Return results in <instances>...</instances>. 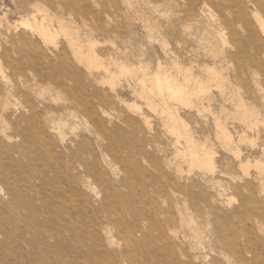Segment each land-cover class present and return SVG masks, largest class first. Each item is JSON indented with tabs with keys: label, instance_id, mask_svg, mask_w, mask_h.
Here are the masks:
<instances>
[{
	"label": "rangeland",
	"instance_id": "rangeland-1",
	"mask_svg": "<svg viewBox=\"0 0 264 264\" xmlns=\"http://www.w3.org/2000/svg\"><path fill=\"white\" fill-rule=\"evenodd\" d=\"M260 22L264 0H0V264H264Z\"/></svg>",
	"mask_w": 264,
	"mask_h": 264
},
{
	"label": "bare ground",
	"instance_id": "bare-ground-1",
	"mask_svg": "<svg viewBox=\"0 0 264 264\" xmlns=\"http://www.w3.org/2000/svg\"><path fill=\"white\" fill-rule=\"evenodd\" d=\"M259 2V1H258ZM259 5V4H258ZM256 8V7H255ZM259 9V8H258ZM256 10V9H255ZM44 16V15H43ZM39 23V21H38ZM260 24V27H261V32L263 33L264 35V25L263 23H259ZM34 25V24H33ZM28 26V25H27ZM48 26V25H47ZM34 29V28H33ZM38 30V29H37ZM43 35L46 39H50V36L48 35L47 32L43 31ZM67 37V36H66ZM93 63H94V59L93 58H89ZM20 64V63H19ZM121 72H124L123 70ZM146 77V76H145ZM144 78V77H143ZM156 79L154 80V89L155 91H157L158 93H167L171 98L173 99H182V96H183V88L182 87H173L169 81L164 78V77H155ZM144 80V79H143ZM145 81V80H144ZM146 82V81H145ZM220 82V81H219ZM141 83V82H140ZM139 83V85H140ZM18 84V83H17ZM176 85V84H175ZM192 85V84H191ZM222 86V85H221ZM204 90V89H203ZM150 96V95H149ZM184 97V96H183ZM153 104V103H152ZM240 105V104H239ZM239 111V109H238ZM242 111V110H241ZM248 111V110H246ZM245 111V112H246ZM171 113V112H169ZM250 113V112H248ZM244 114V112H243ZM171 117H172V114H170ZM242 115V114H241ZM243 120V119H242ZM246 121V120H245ZM171 129V128H170ZM173 130V129H172ZM170 132V131H169ZM186 133V132H185ZM183 134V133H182ZM176 135V134H175ZM224 135V134H223ZM178 137V136H177ZM226 138V137H225ZM196 151V150H195ZM188 156V155H187ZM189 157V156H188ZM211 157V156H210ZM198 159V158H196ZM213 159V158H212ZM201 160V159H199ZM193 163H199L197 160H194ZM257 163V162H256ZM261 163V162H260ZM258 164V163H257ZM259 165V164H258ZM264 173V172H263ZM133 231V230H132ZM131 234V233H130ZM133 234V232H132ZM131 234V235H132Z\"/></svg>",
	"mask_w": 264,
	"mask_h": 264
}]
</instances>
